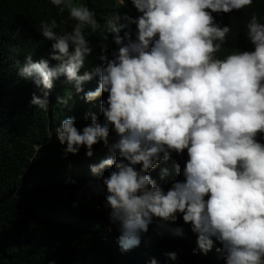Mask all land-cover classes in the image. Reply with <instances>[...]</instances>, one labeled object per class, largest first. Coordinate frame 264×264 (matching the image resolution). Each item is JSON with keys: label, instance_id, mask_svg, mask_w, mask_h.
<instances>
[{"label": "clouds", "instance_id": "9594fccd", "mask_svg": "<svg viewBox=\"0 0 264 264\" xmlns=\"http://www.w3.org/2000/svg\"><path fill=\"white\" fill-rule=\"evenodd\" d=\"M51 3L63 5L76 23L71 32L57 34L55 20L41 21L39 32L53 42L50 59L57 63L33 62L29 55L17 75L40 90L30 104L43 111L54 81L64 77L79 94L84 83L98 77V86L83 98L91 103L107 94L100 101L103 123L88 113L90 123L81 131L69 116L49 130L48 138L54 131L66 156L85 148L90 158L100 143L108 150L90 171H111L88 187L96 195L105 193L121 251L138 247L154 223L157 237L183 238L184 229L172 227L182 215L197 236L193 255H207L215 241L225 264H264V143L257 139L264 134V23L253 13L247 24L253 51L224 59L214 55L231 28L216 23L213 13L240 11L253 0H131L135 18L115 13L105 24L117 46L112 58L108 45H102L104 63L82 75L93 52L84 31L89 26L97 31L95 13L73 0ZM130 25L135 33L122 38ZM71 98L72 93L58 96L57 103L67 106ZM111 131L117 139L110 143ZM185 150L184 180L165 191L149 173ZM167 175L169 170L161 169L160 178ZM167 255L177 258L174 252Z\"/></svg>", "mask_w": 264, "mask_h": 264}, {"label": "trees", "instance_id": "16d2710c", "mask_svg": "<svg viewBox=\"0 0 264 264\" xmlns=\"http://www.w3.org/2000/svg\"><path fill=\"white\" fill-rule=\"evenodd\" d=\"M73 3L86 5L98 22L95 33L90 26L84 31L93 52L85 59L82 75L104 63L99 59L102 45H108L109 59L117 50L113 34L105 27L107 20L115 13H127L133 18L138 13L131 0L124 5L118 0H73ZM62 8L63 5L57 7L51 0H0V264H150L153 259L157 264H225L217 252L222 246L215 241L207 255H193L197 236L184 223L182 215H178L172 227H182L183 238L157 237L154 223L141 237L138 247L122 252L117 243L118 227L108 218L110 209L105 207V193L96 195L88 187L90 182L100 184L102 177L111 171L106 169L99 175L90 171L91 165L109 156L108 150L100 143L94 146L90 158L85 148L66 156L65 146L59 144L54 131L48 138L49 130L59 127L69 116L75 117L76 127L81 131L90 123L91 117L85 118L88 113H94L103 123L100 101L107 98L105 94L91 103L83 98L98 86V77L84 83V91L79 94L61 77L54 81L47 111L31 106L33 94L39 96L40 90L31 80L20 78L17 71L29 55L33 62L46 59L50 66L57 63L50 59L53 42L40 34L39 26L41 21L55 20L57 34L71 32L76 22ZM253 13L264 23V0H253L250 7L240 11L213 13L216 23L231 28L221 50L214 54L216 58L254 50L247 39V24ZM135 31V25H130L120 36ZM69 93L72 98L67 106L57 103L58 96L67 97ZM116 139V133L111 131L110 143ZM257 139L264 143V134ZM187 159L186 150L179 156L173 153L149 175L167 191L173 182L184 180L182 172ZM163 168L169 170V175L162 180ZM172 252L177 255L175 260L167 255Z\"/></svg>", "mask_w": 264, "mask_h": 264}]
</instances>
